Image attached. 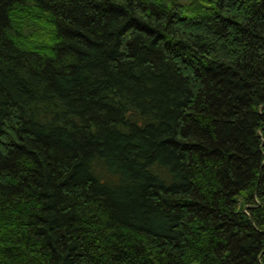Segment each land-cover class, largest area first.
Listing matches in <instances>:
<instances>
[{
  "label": "trees",
  "instance_id": "16d2710c",
  "mask_svg": "<svg viewBox=\"0 0 264 264\" xmlns=\"http://www.w3.org/2000/svg\"><path fill=\"white\" fill-rule=\"evenodd\" d=\"M0 264H264V0H0Z\"/></svg>",
  "mask_w": 264,
  "mask_h": 264
}]
</instances>
